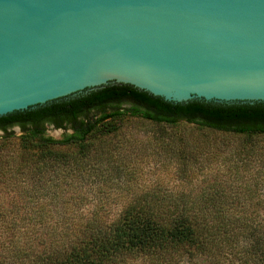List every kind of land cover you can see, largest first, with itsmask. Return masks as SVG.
Wrapping results in <instances>:
<instances>
[{
	"label": "trees",
	"instance_id": "trees-1",
	"mask_svg": "<svg viewBox=\"0 0 264 264\" xmlns=\"http://www.w3.org/2000/svg\"><path fill=\"white\" fill-rule=\"evenodd\" d=\"M127 117L171 126L184 121L199 129L247 137L264 134V102L177 103L125 83L0 116V145L11 141L14 127L22 132L21 149L0 153V174L21 180L29 173L23 169L28 165L40 181L39 213L30 217H39L40 226L11 228L9 242L0 240V264H134L141 256L157 264L186 258L264 264V214L232 211L227 207L234 204L232 196L212 191L213 184L195 193L157 187L134 194L114 215L96 210L83 221L74 220L70 203L86 196H66L65 190L78 184L75 177H81L74 173L86 172L97 158L113 155L115 147L107 139ZM49 126L62 129V135H50ZM158 142L171 150V157H180L177 162L185 172L210 164L218 155L200 149L195 136ZM18 160L19 166L26 165L12 168ZM111 169L116 171V165Z\"/></svg>",
	"mask_w": 264,
	"mask_h": 264
},
{
	"label": "water",
	"instance_id": "water-1",
	"mask_svg": "<svg viewBox=\"0 0 264 264\" xmlns=\"http://www.w3.org/2000/svg\"><path fill=\"white\" fill-rule=\"evenodd\" d=\"M115 83L264 102V0H0V116Z\"/></svg>",
	"mask_w": 264,
	"mask_h": 264
},
{
	"label": "rangeland",
	"instance_id": "rangeland-1",
	"mask_svg": "<svg viewBox=\"0 0 264 264\" xmlns=\"http://www.w3.org/2000/svg\"><path fill=\"white\" fill-rule=\"evenodd\" d=\"M13 131L11 141L6 146L0 145V153L22 148L19 140L21 129L16 126ZM48 133L60 137L63 131L48 127ZM183 135L195 136L200 149L217 151V157L202 168L188 172L181 170L183 167L177 162L180 157H171V150L163 148L158 139ZM107 140L109 145L115 147L113 155L105 159L97 158L94 167L92 165L86 172L74 173L81 177H75L80 179L78 184L65 190L66 196L78 193L86 196L83 201L70 203L69 209L74 211L72 215L77 217L74 219L76 221L85 220L96 210L114 215L134 194L157 187L167 192L195 193L212 184L215 185L212 191L232 196L234 204L227 206L232 211L264 214V134L247 137L209 128L199 129L197 125L184 121L171 126L139 117H127L119 130ZM237 151L240 153L237 154ZM20 162H12V168L21 169L26 165L19 166ZM113 164L117 167L116 171L111 169ZM30 167L26 165L23 168L29 173L21 180L0 174V234H3L0 240L3 243L7 244L12 238L11 228L18 231L40 226L39 217L30 219L40 209V181L37 175H31L33 170ZM134 261V264H157L144 256ZM172 264L212 262L186 258L174 260ZM214 264H217L216 261Z\"/></svg>",
	"mask_w": 264,
	"mask_h": 264
},
{
	"label": "flooded vegetation",
	"instance_id": "flooded-vegetation-1",
	"mask_svg": "<svg viewBox=\"0 0 264 264\" xmlns=\"http://www.w3.org/2000/svg\"><path fill=\"white\" fill-rule=\"evenodd\" d=\"M49 127H53V126H49Z\"/></svg>",
	"mask_w": 264,
	"mask_h": 264
}]
</instances>
